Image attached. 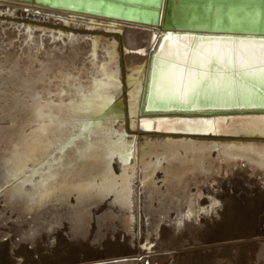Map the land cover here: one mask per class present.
<instances>
[{"label":"bare ground","instance_id":"bare-ground-1","mask_svg":"<svg viewBox=\"0 0 264 264\" xmlns=\"http://www.w3.org/2000/svg\"><path fill=\"white\" fill-rule=\"evenodd\" d=\"M7 6L10 5L0 3V10H7ZM27 7L25 11L24 6L11 5L7 15H0L3 34L8 30L17 32L18 39L11 46L18 43L23 32L27 46L35 31L47 34L57 43L68 40L65 43L68 49H48L43 59H39L42 51L27 47V67H20V55L10 63L5 76L10 90L16 92L8 96L0 91V184L11 178L16 179L15 184L20 180L14 194L28 192L32 195L30 201L32 197L52 196L65 203L71 198L68 201L82 209L67 211L65 215L77 216L76 223L82 221L81 228L87 225L88 214L93 217L86 234L88 240L98 236L96 239L100 238L105 246L113 245L115 249L110 255L119 257L110 258L112 264H144L148 255L153 257L163 251H169L171 256L156 257L152 264H203L228 255L233 245H244L242 239L233 240L242 237L240 233L221 228L247 221L245 207L235 204L229 194L239 190L243 196L239 199L245 203L255 179L248 180L247 171H253V176L257 170L264 172L261 166L264 165V111L227 109L236 105L222 103L214 96L209 97L208 105L200 102L189 105L192 111L174 108L184 109L188 105H166L157 99L152 83L154 56L143 101L145 70L139 72V67L146 66L149 55L155 52L152 48L159 37L154 38V34H160L158 28L109 21L121 25L115 28L101 24L108 20L79 13ZM91 19L99 24L90 23ZM3 20L7 22L1 24ZM167 34L160 36L159 45L167 43L163 40ZM40 47L44 48L42 42ZM59 60L66 67L55 72ZM6 68L7 65L0 64V72ZM18 71H22L20 77ZM138 76L143 78L139 81ZM1 79L0 86L4 85ZM106 102L107 106L102 107ZM206 106L211 108L204 109ZM193 119L212 120L217 131L167 130L176 120ZM142 121H149V127H142ZM85 124L89 128L81 132ZM73 137L77 138L73 140ZM61 146L63 150L58 151ZM226 160L230 167L225 165L221 175L237 165L240 167L235 170L237 173L227 176L226 193L215 194L211 181L215 180L217 171L213 169L218 163L222 167ZM248 160L252 163L246 166ZM184 165L187 170H182ZM175 169H179L178 175ZM25 172H30V176H25ZM174 176L177 182L171 185ZM164 177L167 181L162 187H167L175 198L168 201V208L153 206L150 198V188L155 187L153 192L157 193ZM261 177L254 185L260 189L264 187V176ZM200 185L205 188L199 189ZM260 189L255 188L251 204L264 203ZM125 190L127 195L121 201ZM178 194L183 198L178 199ZM218 200L223 206H216L214 201ZM92 204L96 206L87 211ZM189 210L191 218L187 216ZM156 212H162L160 216H163L158 225ZM76 223L65 224L54 236L57 248L72 237ZM155 226L158 237L153 241L155 246H149V232ZM143 243L146 244L141 247ZM10 245L0 243V258L6 257ZM24 254L22 246L11 252L12 256ZM66 262L43 260L39 264Z\"/></svg>","mask_w":264,"mask_h":264},{"label":"water","instance_id":"water-1","mask_svg":"<svg viewBox=\"0 0 264 264\" xmlns=\"http://www.w3.org/2000/svg\"><path fill=\"white\" fill-rule=\"evenodd\" d=\"M0 3L10 6H24L25 11L28 9L27 6L33 5L36 9L45 8L46 10L54 9L79 13L85 17L108 20V22L101 24L115 28H119L121 25L109 21H120L131 25H149L158 28L160 34H154V38L159 37L152 48V52H155L149 55L146 66L139 67V72L145 70L143 101L148 87L151 59L154 56L152 59L154 64L156 54L161 51L159 39L163 33L171 32L173 37L177 35L182 37L186 33L195 36H242L249 34L259 36L258 31L249 32V29L258 28L260 20L264 18V0H0ZM10 6H7L5 11L0 10V15H7ZM6 22L7 20H3L1 24ZM89 22L99 24L95 19H91ZM137 78L139 79V76ZM142 78L143 76L140 77L139 81ZM200 104L208 105L210 100L207 102L200 100ZM174 108L193 110L189 108V105L184 109ZM203 108L210 109L211 107ZM226 108H243L246 110L256 108L264 111V106L252 107L243 102L240 105ZM252 115L256 116V114ZM251 163L248 160L245 164L249 166ZM245 164L243 165L245 166ZM261 166L264 168V165ZM239 167L237 165L233 168L234 170H229L220 178L234 175L237 173L235 170ZM25 176L29 177L30 172H25ZM253 178L262 179L261 176L259 178L254 176ZM15 181L16 179L11 178L2 181L0 184V243L12 241L7 249L6 257L0 258V264H39L43 260L56 262L67 260V264H87L91 261L108 264L112 262L110 258L118 256L110 255L115 247L113 245L105 246L100 238L96 239L98 236L91 241L88 240L86 234L93 222V217L90 214H88L87 225L83 228L80 227L82 221L76 223L75 217L77 216L67 217L65 215L68 213L67 211L81 210L82 206L70 203L68 200L71 198L62 203L60 199L52 196L32 197L33 200L30 201L32 195L28 192L19 195L14 194L15 185L20 180L16 184ZM262 182L264 181L262 180ZM250 188L245 203L239 199L243 197L239 190H235L232 194L234 201L244 207L248 205L251 208L250 200L254 198V190L260 188L253 184L250 185ZM11 192L14 195H10ZM259 195L264 196V187L260 189ZM22 204L25 205L21 206ZM95 206L92 204L87 211L92 210ZM216 206L221 207L223 204L220 202ZM218 211H221V208ZM261 221V226L255 229L247 222L230 223L221 229L242 235V237L233 240L242 239L246 243L264 241V210ZM69 222L76 223V227L72 229L73 235L65 239L63 245L57 248V239H54V236L64 228L62 226ZM26 234H34V238L32 240L21 239ZM5 236L7 239L3 238ZM145 244L143 243L141 247H144ZM20 246L24 247L26 254L12 256L11 252ZM130 259H136V257H130Z\"/></svg>","mask_w":264,"mask_h":264},{"label":"snow or ice","instance_id":"snow-or-ice-1","mask_svg":"<svg viewBox=\"0 0 264 264\" xmlns=\"http://www.w3.org/2000/svg\"><path fill=\"white\" fill-rule=\"evenodd\" d=\"M252 31H258L260 35L195 36L186 33L173 38L169 32L163 37L167 43L160 44L161 51L156 54L153 64L152 83L157 99L166 105L194 106L201 99L207 102L210 96H214L225 104L240 105L243 102L253 107L257 103L264 106V18L258 28L249 29ZM151 98L152 92L149 94ZM141 126L148 128L149 121H142ZM43 128L42 125L41 130ZM88 128L89 125L85 124L80 131ZM167 130L186 133L217 131L215 122L205 119L176 120ZM57 150L62 151L63 147ZM126 195L127 190L121 194V201ZM214 203L218 205L220 202ZM187 216L191 218V210ZM3 238L7 239V236ZM33 238L34 234L21 237L25 240Z\"/></svg>","mask_w":264,"mask_h":264},{"label":"rangeland","instance_id":"rangeland-1","mask_svg":"<svg viewBox=\"0 0 264 264\" xmlns=\"http://www.w3.org/2000/svg\"><path fill=\"white\" fill-rule=\"evenodd\" d=\"M32 36H33L32 42L28 43V45L26 46V45H24L25 39H26V33L23 32L20 34V40L18 41V43H16L14 46H11V42L15 39H18L17 32H14L12 30H8L6 32V34H3L2 30L0 29V64L3 63V65H7V68L5 69V71L0 72V74H1L0 77H2L1 80H3V84H4V85L0 86V91H5V93H8L7 94L8 96H11L14 92H16V89H14L13 91L10 90V87H9L10 84L7 82L8 78L6 77L7 76V70L9 69L10 63H13L16 60V58L18 57V55H20V57H19L20 67L24 68V67L28 66V64L26 62L27 57H28V53H27V49H26L27 47H32L31 49H35V50H41L42 52L39 56V59L40 58L43 59L44 52L47 51L48 49H54V48L58 49L59 47L63 48V49L65 47V49H68L65 46V43L67 44L68 40H64L65 43H57L55 41V39H53V40L49 39L50 37L47 34L40 33V32L36 33L35 31H32ZM41 42H42L43 47H44L43 49L40 47ZM23 48H25L26 50L19 52L20 49H23ZM57 62L60 63L61 60H59ZM45 63H47V62H45ZM51 65L54 66L53 63H51L50 66ZM65 67L66 66L64 65V63H60V64L54 66L53 71L57 72L59 69H64ZM47 70H49V69H47ZM22 71H23V69H22ZM22 71L21 72L18 71L19 77L22 75ZM3 86H5V87L2 88ZM18 92H20V94L23 95L22 91H18ZM1 126H2V124L0 123V127ZM0 137H2L1 131H0ZM209 152L211 153V150L208 151V153ZM208 153H206V154H208ZM228 158H229V156H228ZM228 158H227V160H228ZM227 160L223 164L222 167H220L221 165H220V163H218L219 164L218 167L213 169V171H217V174L214 177L215 180L211 181L215 187V190H214L215 194L226 193V191L224 189V186H225L224 182L227 180V176L224 177L223 179L220 178V176H223V174L221 175L220 172L223 171L222 168L227 164ZM168 166L169 165L167 164L166 168H168ZM186 167H187V165H184L182 170L186 169ZM225 167H228V166L226 165ZM175 170H176L175 175H178L179 169L178 170L175 169ZM208 170H210V168H208ZM257 171H259V172L256 173L254 176H256V177L264 176V172L262 170H257ZM247 172H248L247 174H249L247 179L248 180H250L249 178L252 179L254 177L252 174L253 171L248 170ZM257 180L258 179H256V178L252 180L253 185H257L259 183ZM166 181H167V177H164L162 179V181L159 183V186L161 188L159 187L160 189H158L157 193L153 192L155 187L150 188V198H152L153 206L161 205L163 207L168 208L169 207L168 201H170L171 199H175L174 195H172L169 192V190L166 189L167 187L166 188L162 187V185L166 184ZM176 182H177V180H176V177L174 176L173 179L170 181V184L172 185V183H176ZM168 188H170V187H168ZM202 188H205V186L200 185L199 189H202ZM205 194H207V193H205ZM232 194L233 193L229 194L230 199L232 198ZM177 197H178V199H180L181 197L183 198V196H180V194H178ZM235 204H238V203L235 202ZM247 207H245V210H246L245 212L247 215V221L249 220V222H247V221L246 222L249 223L251 227H254V229L256 227L261 226V224H262L261 218L263 217L264 203L256 204V205L250 204V207H252V208H249L248 205H247ZM256 210H257V212H256ZM162 212L164 213V211H162ZM162 212H156L155 213L156 214L155 220H157L156 225H158L159 221H161L163 218V216L162 217L160 216V214ZM232 216H235V214H233ZM156 229H157V226L153 227V229H151L149 232L150 233L149 237H151L150 238L151 244L149 243V246H151V245L155 246V243L153 241L155 238L158 237L156 234ZM99 230H100L99 228H96V231L101 234V231H99ZM116 231H117V229H116ZM162 237H163L162 235H159V238H162ZM11 242H9V243H11ZM233 246H231L232 248L231 247L229 248L228 255L223 256V257L217 256L214 259H211L213 261H207V263L206 262L205 263L206 264H213V263L218 264L217 262H220L219 260H221V262L219 264H226V263L227 264H264V248L263 249L261 248V247H264V241L245 243L244 245H240L237 247L235 245L234 248H233ZM168 252L169 251L158 252V253H155L153 257H152V255L151 256L148 255L146 263H144V264H152L153 259L156 257H164V256L170 257L171 255H169ZM149 259H151V260H149ZM143 261H144V259H143ZM143 261L141 260V262H143ZM150 261H151V263H150ZM205 263H203V264H205ZM108 264H112V263H108Z\"/></svg>","mask_w":264,"mask_h":264}]
</instances>
